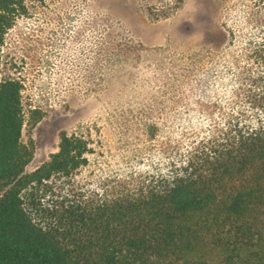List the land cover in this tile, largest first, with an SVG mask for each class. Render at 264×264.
Masks as SVG:
<instances>
[{"label":"rangeland","instance_id":"obj_1","mask_svg":"<svg viewBox=\"0 0 264 264\" xmlns=\"http://www.w3.org/2000/svg\"><path fill=\"white\" fill-rule=\"evenodd\" d=\"M220 1H25L3 37L0 80L21 85L26 171L57 151L61 132L91 149L42 204L138 192L220 131L233 89L220 64Z\"/></svg>","mask_w":264,"mask_h":264},{"label":"trees","instance_id":"obj_2","mask_svg":"<svg viewBox=\"0 0 264 264\" xmlns=\"http://www.w3.org/2000/svg\"><path fill=\"white\" fill-rule=\"evenodd\" d=\"M25 1L0 0V48ZM217 11L233 80L226 124L167 178L98 205L42 204L91 149L61 132L57 151L26 171L21 85L0 80V264H264V0Z\"/></svg>","mask_w":264,"mask_h":264}]
</instances>
